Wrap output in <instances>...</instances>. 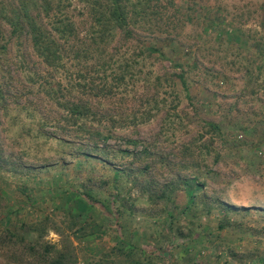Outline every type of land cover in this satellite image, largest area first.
<instances>
[{
  "label": "rangeland",
  "instance_id": "rangeland-1",
  "mask_svg": "<svg viewBox=\"0 0 264 264\" xmlns=\"http://www.w3.org/2000/svg\"><path fill=\"white\" fill-rule=\"evenodd\" d=\"M178 2L182 17L189 19L178 32L181 44L177 43L176 47L168 40L160 43L166 57L156 55L144 62L140 70L143 75L152 72L153 76L167 77L179 73L176 64L182 63L189 71L190 95L187 96L177 80L178 110L169 116L161 112L146 124L119 125L113 144L117 149L123 148L127 138L141 140L143 146H148L151 151L147 162L151 166L149 177L158 179L160 185L171 182L180 173L189 175L191 172L179 170L187 163L200 164L194 171L206 183V204L185 212L187 199L179 191L162 196L163 188L157 183V194L145 193V176H139L137 186L124 182L117 188L112 172L98 160L81 162V166L75 167L74 159L68 157L70 164L66 167L38 176L24 172L13 177L0 172V187L4 184L6 187L5 197L0 200L4 208L0 211H17L12 214L15 221L22 219V225L36 224L38 232L32 233L30 242L55 244L70 254L71 264H132L134 261L264 264V70L262 58L258 56L263 48L256 45L264 39V0ZM214 13H219L226 29L241 28L251 38L252 47L246 48L229 38L219 40L214 33L208 36L204 29L209 15ZM118 43L123 42L119 39ZM18 49L16 43H11L7 56L20 72L23 90L19 91L24 92L29 72L33 74L45 67L34 59L24 60L23 64ZM96 75L107 81L111 70H100ZM95 79L98 83V78ZM144 86L139 84L119 92L120 112H131L141 106L139 98L146 92ZM36 91L26 93L25 100L44 104L38 101ZM135 96L138 100L133 99ZM173 100L170 97L168 101L171 104ZM51 108L46 106V110ZM24 118L26 114L20 120L33 124L30 118ZM212 122L222 126L224 138L216 137L208 125ZM21 133V129L10 133L0 131L6 151L12 149L18 156L25 143L20 138L15 142L13 138ZM234 141L241 145L236 147ZM32 142L34 145L35 141ZM12 144L16 146L11 147ZM186 145L193 147L195 161L182 155V147ZM31 150L26 161L37 163L32 159L35 154ZM55 156L53 152L44 153L48 159ZM118 157L119 167L124 163H134V166L138 163L132 158ZM26 186L30 187L35 202L24 196L18 199L12 192L15 188L23 191ZM70 189L90 190L93 198L104 203L106 211L94 206L84 215L73 212L70 203L65 204L63 199ZM217 199L250 211L225 213L222 208L213 209L210 204ZM21 226L20 233L28 236L27 226ZM7 254L11 255L9 249L0 248L1 259L6 260L2 257ZM1 259V264H7Z\"/></svg>",
  "mask_w": 264,
  "mask_h": 264
},
{
  "label": "trees",
  "instance_id": "trees-1",
  "mask_svg": "<svg viewBox=\"0 0 264 264\" xmlns=\"http://www.w3.org/2000/svg\"><path fill=\"white\" fill-rule=\"evenodd\" d=\"M181 11L178 0H0V131L10 133L13 129H21L22 133L15 135L13 140L18 142L20 138L25 143L17 156L12 149L5 150V142L0 136V172L13 177L24 172H33L38 176L66 167L70 164L68 157L74 159L75 167L81 166V162L98 160L112 172L115 187L120 188L124 182L137 186L139 176H145L143 190L150 195L157 194L160 181L149 177V147L143 146L138 139L126 138V146L119 149L113 142L119 125H142L161 112L169 116L172 111H177L180 106L177 80L187 96L190 95L189 71L182 63L176 64L179 73L167 77L153 76L152 72L143 75L140 70L144 62L156 55L166 57L160 43L168 40L176 47L177 43L181 44L178 32L189 20H184ZM204 31L208 36L214 33L219 40L229 38L246 48L252 47L251 38L241 28L223 27L219 13L209 15ZM119 39L123 43H118ZM11 43L19 46L18 54H21L23 64L24 60L34 59L45 67L44 70L38 68L33 74L25 71L29 72V77L24 92L19 91L23 90V82L18 77L20 72L15 69L11 57L7 56ZM256 43L258 48H263L258 56L262 58L261 67L264 70V39ZM100 70H111L107 81L104 77L95 76ZM139 84L146 86L145 94L139 98L141 106L131 112H120L119 106L117 108L119 92ZM34 89L37 90L38 101H44V104L25 100L26 93L35 94ZM148 90L150 92L147 93ZM170 97L174 99L172 105L168 101ZM133 99L138 100L136 96ZM47 105L52 108L46 110ZM24 114V119L30 118L33 124L27 125L20 120ZM208 125L216 137L224 138L220 124L212 122ZM32 141H35L34 145ZM234 142L236 147L241 145ZM30 150L34 151L32 159L37 163L26 161ZM193 150L192 146L186 145L181 153L184 158L195 161ZM51 152L56 155L55 159L44 157V153ZM119 155L127 160L132 158L141 166L136 168L134 163H124L119 167L116 164ZM200 167L198 163H187L181 167L179 170L182 172L191 173H180L171 182L160 185L162 196L181 192L187 199L185 212L198 205L204 206L206 183L194 171ZM5 189V184L0 187V200L5 197ZM12 192L18 195V199L24 196L35 202L29 186L23 191L12 189ZM63 199L79 215L86 214L94 206L106 211L104 203L93 198L90 190L70 189ZM210 205L213 209H224L225 213L250 211L219 199ZM15 213L17 211L10 209L3 213L0 211V248L11 251V255L2 257L6 260L0 257L2 261L7 264H22L24 261L71 264L70 254L58 249L55 244L31 243L28 238L38 232L37 225H22V219L15 221L16 218L12 217ZM197 213L194 212L195 215ZM20 226H27L30 234L20 233ZM132 264L151 262L134 261Z\"/></svg>",
  "mask_w": 264,
  "mask_h": 264
}]
</instances>
